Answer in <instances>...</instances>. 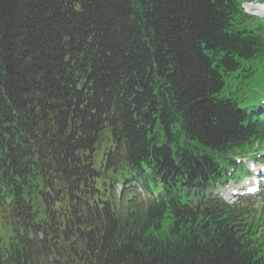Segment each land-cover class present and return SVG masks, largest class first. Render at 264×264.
Here are the masks:
<instances>
[{
    "label": "trees",
    "instance_id": "obj_1",
    "mask_svg": "<svg viewBox=\"0 0 264 264\" xmlns=\"http://www.w3.org/2000/svg\"><path fill=\"white\" fill-rule=\"evenodd\" d=\"M244 1L0 0V264H264L208 194L264 142Z\"/></svg>",
    "mask_w": 264,
    "mask_h": 264
},
{
    "label": "rangeland",
    "instance_id": "obj_2",
    "mask_svg": "<svg viewBox=\"0 0 264 264\" xmlns=\"http://www.w3.org/2000/svg\"><path fill=\"white\" fill-rule=\"evenodd\" d=\"M262 1H263V4H264V0H262ZM243 7H244L245 11L247 13H249L250 15H253V16L257 15L255 11H250V10L248 11V8H247L246 4H244ZM262 15H264V9L262 10ZM258 16L259 17L255 16V18L258 19V20L264 21V16H260V15H258ZM260 95H261L260 98H264V88H263L262 91H260ZM251 152H252V150H251ZM260 153H261L260 156L255 155V153L249 154L248 157L246 159H244L243 162L240 163L242 168L246 169L247 172L250 173V168L252 167V163L255 166H257L260 162H262L260 160H263L264 150H262ZM243 177H245V176H241L240 181H242ZM234 186H235L234 184H231L230 186H226L225 188H223V190H225V191H223L222 193L225 194V197L227 199H230V196H231L230 193L235 191L234 190ZM118 189H120V188H118ZM261 192H262L263 198H264V189H261Z\"/></svg>",
    "mask_w": 264,
    "mask_h": 264
},
{
    "label": "bare ground",
    "instance_id": "obj_3",
    "mask_svg": "<svg viewBox=\"0 0 264 264\" xmlns=\"http://www.w3.org/2000/svg\"><path fill=\"white\" fill-rule=\"evenodd\" d=\"M250 7L252 8V6H250ZM262 10H263L262 8L258 10V14H259L260 16H264V15H262Z\"/></svg>",
    "mask_w": 264,
    "mask_h": 264
}]
</instances>
